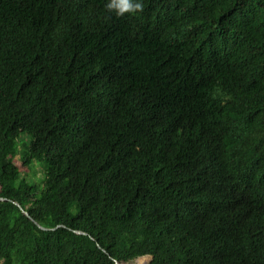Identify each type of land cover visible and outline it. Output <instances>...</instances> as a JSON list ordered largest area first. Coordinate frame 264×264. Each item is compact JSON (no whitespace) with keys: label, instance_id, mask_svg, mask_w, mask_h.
<instances>
[{"label":"trees","instance_id":"1","mask_svg":"<svg viewBox=\"0 0 264 264\" xmlns=\"http://www.w3.org/2000/svg\"><path fill=\"white\" fill-rule=\"evenodd\" d=\"M107 2L0 0V264H264V0Z\"/></svg>","mask_w":264,"mask_h":264},{"label":"clouds","instance_id":"2","mask_svg":"<svg viewBox=\"0 0 264 264\" xmlns=\"http://www.w3.org/2000/svg\"><path fill=\"white\" fill-rule=\"evenodd\" d=\"M106 7L113 11L117 16H123L125 13H131V15H137L143 11V0H108ZM159 44L158 38L156 36L152 46L149 45L143 49V51L132 61H128L129 66H134L135 73L127 79L133 86L136 87V84L140 81L136 80L137 74L140 75L138 67L148 68L155 73L161 75L163 65L162 59L166 58L165 56L159 54L155 47ZM125 86H123L124 88ZM139 87V86H138ZM126 88V87H125ZM141 88V87H139ZM127 94V98H133L134 94L124 92ZM220 104H226L225 101ZM185 130L188 132L191 129V124L184 125Z\"/></svg>","mask_w":264,"mask_h":264},{"label":"bare ground","instance_id":"3","mask_svg":"<svg viewBox=\"0 0 264 264\" xmlns=\"http://www.w3.org/2000/svg\"><path fill=\"white\" fill-rule=\"evenodd\" d=\"M143 122V121H142ZM141 129V128H140ZM150 130V129H149ZM139 133V132H138ZM137 133V134H138ZM135 134V133H134ZM131 135H133V134H131ZM130 135V136H131ZM136 135V134H135ZM139 135V134H138ZM251 138H253V137H251ZM131 139V138H130ZM255 140V139H254ZM254 142V141H253ZM147 143V142H146ZM140 144V143H139ZM134 145V144H133ZM249 145V144H248ZM147 147V146H146ZM259 147V146H258ZM263 148V147H262ZM147 149V148H146ZM261 150H263V149H261ZM264 151V150H263ZM157 152V151H156ZM241 153V152H240ZM146 154V153H145ZM247 154V153H246ZM254 154V153H253ZM262 154V153H261ZM245 155V154H244ZM262 156V155H261ZM252 158V157H251ZM244 160V159H243ZM252 160V159H251ZM243 162V161H242ZM247 163V162H246ZM144 173V172H143ZM155 207V206H154ZM155 210V209H154ZM234 238V237H233Z\"/></svg>","mask_w":264,"mask_h":264},{"label":"rangeland","instance_id":"4","mask_svg":"<svg viewBox=\"0 0 264 264\" xmlns=\"http://www.w3.org/2000/svg\"><path fill=\"white\" fill-rule=\"evenodd\" d=\"M38 175H41V171H38V173H37Z\"/></svg>","mask_w":264,"mask_h":264},{"label":"water","instance_id":"5","mask_svg":"<svg viewBox=\"0 0 264 264\" xmlns=\"http://www.w3.org/2000/svg\"><path fill=\"white\" fill-rule=\"evenodd\" d=\"M26 213L29 215L28 211H26Z\"/></svg>","mask_w":264,"mask_h":264}]
</instances>
